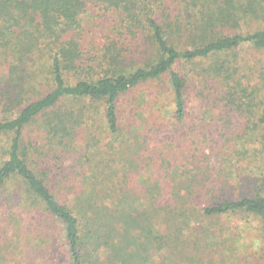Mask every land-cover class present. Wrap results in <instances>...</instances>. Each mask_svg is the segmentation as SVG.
Returning a JSON list of instances; mask_svg holds the SVG:
<instances>
[{
	"label": "trees",
	"instance_id": "16d2710c",
	"mask_svg": "<svg viewBox=\"0 0 264 264\" xmlns=\"http://www.w3.org/2000/svg\"><path fill=\"white\" fill-rule=\"evenodd\" d=\"M175 1L184 8L167 0H0V137L10 136L6 145L0 141L4 251L19 242L35 252L46 244L58 254L43 251L40 261L86 264L89 243L111 246L121 223L128 241L135 230L149 243L157 239L149 213L157 214L158 200L149 206L130 199L109 203V160L95 151L97 142L91 146L92 133L86 151L76 143L79 128L93 130L97 121L108 134L121 135L118 100L142 83L168 75L172 113L180 121L189 113L191 75L206 84L203 98L211 99V90L226 107L259 108L253 126L261 135L247 140L254 149L241 142L242 134L238 145L253 163L264 157V0ZM97 9L119 13V35L93 54L81 18ZM26 129L36 130L38 139L45 129L59 149L47 151L37 138H27ZM253 171L239 181L246 190L237 198L222 185H208L217 201L203 212H244L264 222V174L248 173ZM30 260L26 253L18 261Z\"/></svg>",
	"mask_w": 264,
	"mask_h": 264
},
{
	"label": "rangeland",
	"instance_id": "374dc122",
	"mask_svg": "<svg viewBox=\"0 0 264 264\" xmlns=\"http://www.w3.org/2000/svg\"><path fill=\"white\" fill-rule=\"evenodd\" d=\"M166 3L184 8L175 0ZM99 10L81 18L86 47L93 54L119 35L115 29L119 13ZM208 81L212 85L214 80ZM189 83V113L182 121L173 116L172 89L169 76L165 75L120 97L121 135L108 134L102 121H97L93 130L85 129V125L79 128L76 143L86 151L92 133L96 141L91 146L97 142L95 151L100 150L109 160L107 180L112 187L111 192L108 189L109 203L130 199L140 206H149L151 201L158 200L159 207L157 214L149 213L154 226L159 228L155 230L157 239L149 243L145 233L135 230L133 242L128 241L121 223L118 234L113 233L110 238L111 246L95 241L86 246L89 253L86 264H264V222L260 217L244 212L208 215L202 210L217 201L207 191L208 185H222L223 191H231V198H237L240 191L246 190L237 186L239 181L255 173L248 172L254 169L263 176L264 157L257 156V162L253 163L252 155L238 145L242 134L241 142H245L247 149H254L247 140L251 133L261 135L262 130L253 126L259 108L226 107L215 91L207 90L213 93L212 98H203L206 84L197 83L193 75ZM217 87L214 83L213 88ZM86 104L95 106L90 101ZM45 131L40 129L42 135L38 139L36 130L26 129L30 135L27 138L33 141L37 138L47 151L59 149L49 143ZM0 141L6 145L10 136L0 137ZM238 150L243 154L237 156ZM0 239V264H70L61 258L40 261L39 253L43 251L58 254L46 244V249L35 252L37 247L19 242L4 251L8 244L6 236L0 234ZM26 253H31L34 261H18Z\"/></svg>",
	"mask_w": 264,
	"mask_h": 264
}]
</instances>
